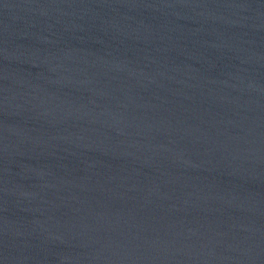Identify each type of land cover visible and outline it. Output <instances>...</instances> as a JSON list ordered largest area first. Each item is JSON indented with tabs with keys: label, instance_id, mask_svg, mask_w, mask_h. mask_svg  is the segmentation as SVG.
<instances>
[{
	"label": "water",
	"instance_id": "1",
	"mask_svg": "<svg viewBox=\"0 0 264 264\" xmlns=\"http://www.w3.org/2000/svg\"><path fill=\"white\" fill-rule=\"evenodd\" d=\"M0 264H264V0H0Z\"/></svg>",
	"mask_w": 264,
	"mask_h": 264
}]
</instances>
